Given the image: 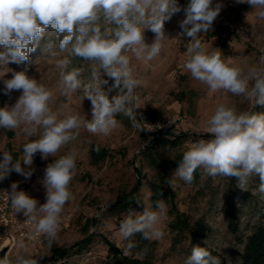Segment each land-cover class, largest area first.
Segmentation results:
<instances>
[{
  "label": "rangeland",
  "instance_id": "1",
  "mask_svg": "<svg viewBox=\"0 0 264 264\" xmlns=\"http://www.w3.org/2000/svg\"><path fill=\"white\" fill-rule=\"evenodd\" d=\"M177 3L181 11L165 22L164 33L167 37L161 41L162 47L157 57L151 61L138 60L130 51L123 53L134 67V77L141 81L135 89L138 97L137 120L148 132L141 133L142 128L133 127L127 116L117 114L119 126L111 130L108 136L90 133L82 127L76 140L62 147L55 156L44 159L37 152L30 167L22 164L25 170L32 171L30 178L26 179L13 171V181L18 183L17 191H24L36 199L39 206L46 202V189L42 181L47 165L70 151L76 152V171L69 184L72 198L66 202L61 213L56 240L49 247L43 235L35 239L25 237V234L34 231L35 226L25 223L26 217L22 212L17 213L18 226L8 229L4 238L6 240L8 235L13 237V245L7 253L9 258L15 259L18 254L27 252L36 256L39 264H185L192 250L188 230L183 228V231L176 233L171 226L182 218L179 213L186 217L189 224L202 219L209 225L211 231L202 240V246L213 256H218L220 264H240L238 254L242 245L228 228L229 203L232 200L236 207L237 234L245 236L254 226L264 222V193L256 191L261 183L259 175L251 176L248 183L241 187L236 178L209 176L198 168L201 175L186 184L173 176L179 164L156 166L150 161L146 149V146H150L156 158L173 161L179 157L180 163L188 145L200 139L212 138L207 132L206 122L218 105L234 106L240 112L264 113V108L253 107L252 101L245 95H233L223 90L211 91L207 85L192 78L184 68L191 38L181 35L179 22L186 14L183 1L177 0ZM216 3L223 5L218 15L240 24L243 33H232L225 23H214L207 32L199 33L202 46L209 54L220 51L223 59L245 71L252 67H264V19L258 18L256 10L248 3L213 0V5ZM100 26L102 31L112 27L103 20ZM144 38L146 43L151 44L155 33L146 29ZM49 42L55 45L57 55L53 56L44 49ZM58 45L59 39L49 31L36 50L30 53V62L0 65V94H5L3 80L11 79L13 71H23L27 67V75L52 92L49 106L58 113L59 119L78 114L90 120L92 105L84 97L83 88L70 97L61 93V70L57 62L68 53L61 52ZM71 59L69 70L80 69L79 78L83 83L91 82L92 68L96 65L80 57ZM8 68L12 71L8 72ZM100 79L108 80V84L101 87L110 99L118 94V89H112L114 81L103 74ZM20 95L21 91L17 90L5 94L4 106L14 105ZM23 127L21 125L14 130L0 128V159L2 152L8 151L14 160H22L24 144L39 138V135L26 136ZM172 136L177 137L176 146L165 147L161 138ZM93 145L106 151L104 157L95 162L90 153ZM134 167L139 168L143 175L138 201L124 209L117 201L135 182ZM173 180L175 183H170ZM150 182L168 187L159 199L167 204V213L160 224L163 236L147 240L144 244L142 235L137 233L132 238L136 247L126 253L124 248L127 242L120 237L119 224L129 210L142 213L145 207L155 209L156 205L150 199ZM86 240L90 242L85 245ZM111 245L118 250L116 255L110 253ZM54 248L67 252L59 256L54 254Z\"/></svg>",
  "mask_w": 264,
  "mask_h": 264
},
{
  "label": "clouds",
  "instance_id": "2",
  "mask_svg": "<svg viewBox=\"0 0 264 264\" xmlns=\"http://www.w3.org/2000/svg\"><path fill=\"white\" fill-rule=\"evenodd\" d=\"M236 2L248 3L256 10L258 18L264 19V0ZM222 6L221 3L213 5V0H190L184 7L186 15L179 27L181 35L191 38L184 68L211 91L245 95L253 107L264 108V67L245 71L223 59L220 51L209 54L202 46L198 34L210 29ZM180 11L177 0H0V65L30 62V53L51 31L59 39V50L68 53L57 62L61 70V93L70 97L83 88L84 97L92 105L90 120L78 114L59 119L58 113L49 106L52 92L30 78L27 67L13 71L11 79L3 80L4 93L17 90L21 95L11 107H0V128L14 130L24 125L26 136L39 135V138L24 144L22 160H14L8 151L2 152L0 181L13 171L30 178L32 171L25 170L22 164L30 167L37 152L44 159L55 156L62 147L76 140L82 127L90 133L108 136L119 126L117 114H124L133 127L141 129L135 94L141 81L134 77V67L123 53L130 51L138 60H153L160 54L161 41L167 37L165 22ZM101 20L112 27L102 31ZM146 29L155 33L151 44L145 42ZM54 48L52 42L44 46L53 56L57 55ZM71 57L96 65L92 68L91 82L83 83L79 78L80 69L69 70ZM102 74L114 81L112 89L119 90L111 99L101 87L108 84V80L100 79ZM206 127L212 138L188 145L173 176L190 184L195 171L201 168L209 176L236 178L243 187L251 176L259 175L261 183L256 191L264 193V113L240 112L234 106L220 104L207 120ZM96 150L99 151V146ZM75 171L74 150L48 164L42 181L46 202L39 206L36 199L17 191V182L11 184V190L6 192L11 207L15 213H23L25 223L35 226L28 234L29 239L43 235L49 247L56 240L61 213L72 198L69 184ZM170 183L174 184L175 180ZM166 213L164 200H158L155 209L145 207L142 213L129 210L119 224L120 237L127 242L124 251L128 253L136 247L132 238L137 233L145 240L161 238L160 224ZM0 264H39V261L36 256L23 252L15 259L5 254ZM185 264H220V258L206 247L195 245Z\"/></svg>",
  "mask_w": 264,
  "mask_h": 264
},
{
  "label": "trees",
  "instance_id": "3",
  "mask_svg": "<svg viewBox=\"0 0 264 264\" xmlns=\"http://www.w3.org/2000/svg\"><path fill=\"white\" fill-rule=\"evenodd\" d=\"M0 107L4 106L5 102V94H0ZM148 132L147 129L142 128L141 133ZM180 134L179 136H181ZM173 137V136H172ZM177 137L173 138H161V143L168 148L174 147L177 144ZM97 145H93L91 148V155L92 160L95 162L99 160L100 158H103L106 154V151L104 148H99V151L96 150ZM146 149L148 150V155L150 157V161L154 163L156 166H165V165H176L179 164V157H176L173 161L165 160L160 157L153 156V152L150 146H146ZM135 174H136V180L133 183V185L130 187V189L121 196L117 203L123 207L124 209H127L130 207L132 203H137L138 201V193H139V187L141 185V179L143 178V175L141 174V171L139 168L134 167ZM201 175V171L197 169L194 173V180L195 181L199 176ZM13 181V173L10 174L6 179L3 181H0V185H6L9 182ZM166 182V180H165ZM150 188V199L153 205H156V202L161 198L162 194L166 191L168 188L167 186H164L163 184H160L158 182H150L149 183ZM232 196H230V199ZM232 201V200H231ZM229 203V209H228V228L234 235L235 239L241 243L242 247L239 252V260L240 264H264V222L257 224L254 226V228L245 236H241L237 234V224L235 220V211L236 207L233 203ZM179 218L174 224L172 223V229L176 231V233L183 231V228H186L188 230V234L190 237V244L191 246L200 245L202 246V240L209 234L211 231L208 224H206L202 219L195 220L192 224H189L186 217ZM182 233V232H181ZM142 241L147 243V240L142 238ZM85 245L90 242L84 241ZM154 243V241H152ZM54 254L63 256L66 254V250L54 248L53 249ZM110 253L112 252L113 255H116L118 250L114 246L109 247Z\"/></svg>",
  "mask_w": 264,
  "mask_h": 264
},
{
  "label": "built area",
  "instance_id": "4",
  "mask_svg": "<svg viewBox=\"0 0 264 264\" xmlns=\"http://www.w3.org/2000/svg\"><path fill=\"white\" fill-rule=\"evenodd\" d=\"M183 6L186 7L187 4L190 2V0H182ZM220 24L226 25V27L232 32V33H243V28L240 24L232 21H228L225 17L218 15L213 24ZM222 23V24H221ZM200 39L202 40V36L198 34ZM190 43V42H189ZM188 47V46H187ZM15 181H11L6 185H0V245L5 241V235L8 232V229H14L18 226L16 221V214L14 209L11 207L7 193L11 190V184ZM18 189V188H17ZM4 236V237H3ZM25 237H28L27 234H25Z\"/></svg>",
  "mask_w": 264,
  "mask_h": 264
},
{
  "label": "water",
  "instance_id": "5",
  "mask_svg": "<svg viewBox=\"0 0 264 264\" xmlns=\"http://www.w3.org/2000/svg\"><path fill=\"white\" fill-rule=\"evenodd\" d=\"M13 237L8 235L7 239L0 245V258H3L8 253L9 249L13 245Z\"/></svg>",
  "mask_w": 264,
  "mask_h": 264
}]
</instances>
